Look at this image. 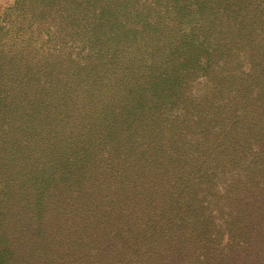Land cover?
<instances>
[{
	"label": "trees",
	"instance_id": "obj_1",
	"mask_svg": "<svg viewBox=\"0 0 264 264\" xmlns=\"http://www.w3.org/2000/svg\"><path fill=\"white\" fill-rule=\"evenodd\" d=\"M10 11L0 264H264V0Z\"/></svg>",
	"mask_w": 264,
	"mask_h": 264
},
{
	"label": "rangeland",
	"instance_id": "obj_2",
	"mask_svg": "<svg viewBox=\"0 0 264 264\" xmlns=\"http://www.w3.org/2000/svg\"><path fill=\"white\" fill-rule=\"evenodd\" d=\"M14 3V0H0V25L4 27H8L10 25V6H12Z\"/></svg>",
	"mask_w": 264,
	"mask_h": 264
},
{
	"label": "water",
	"instance_id": "obj_3",
	"mask_svg": "<svg viewBox=\"0 0 264 264\" xmlns=\"http://www.w3.org/2000/svg\"><path fill=\"white\" fill-rule=\"evenodd\" d=\"M242 64H243V63H242ZM191 85H192L191 81H190V83L186 84V86H187L189 89H193Z\"/></svg>",
	"mask_w": 264,
	"mask_h": 264
}]
</instances>
